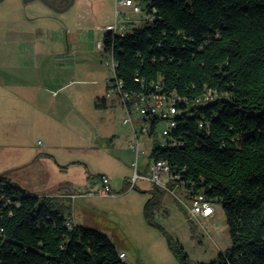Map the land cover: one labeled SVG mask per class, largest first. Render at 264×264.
I'll return each instance as SVG.
<instances>
[{"label":"trees","instance_id":"obj_1","mask_svg":"<svg viewBox=\"0 0 264 264\" xmlns=\"http://www.w3.org/2000/svg\"><path fill=\"white\" fill-rule=\"evenodd\" d=\"M138 1L149 17L104 31L102 48L133 100L174 101L166 143L156 140L161 117L143 119L149 158L165 161L187 196L222 207L231 245L203 264H264V0ZM151 192L144 214L154 225L165 191ZM71 200L0 175V264H129L106 234L66 219Z\"/></svg>","mask_w":264,"mask_h":264},{"label":"rangeland","instance_id":"obj_2","mask_svg":"<svg viewBox=\"0 0 264 264\" xmlns=\"http://www.w3.org/2000/svg\"><path fill=\"white\" fill-rule=\"evenodd\" d=\"M114 11V0H68L63 7L59 3L49 6L43 0H0V47L4 39L14 38L16 43L4 47L38 51L36 56L23 57L21 61L28 60V76L52 89L46 93L52 99V146L47 152L51 176L74 181L71 189L76 194L96 190L94 186H82L84 179L91 185L97 182L98 174L110 177L116 196L86 195L71 200L75 223L106 234L118 250L124 251L129 264H181L172 248L174 244L183 247L186 264L208 263L231 245L222 207L215 204V212L208 219L189 220L176 198L164 192L161 207L154 210L155 224L149 223L144 207L152 197V186L144 181L135 187L129 184L134 153L128 144L134 139L135 129L143 124L141 115L133 109V126L124 122L128 115L116 96H112L114 100L106 96V108L95 107L98 97L104 94V83L113 77L107 63L111 57L97 47V42L103 37L106 23L114 22ZM77 97L82 100L77 107L82 117L79 113L75 116L72 108L76 106L68 104ZM162 126L163 120L156 140L161 139ZM145 133L143 130L140 136L141 149L145 151L139 158L140 167L147 161L154 142V137ZM25 140L29 148H40L45 142L33 130ZM33 155L24 154L28 164L8 174L20 188L37 194L41 191L37 177L44 172ZM3 171L7 170L0 163V174ZM22 177L30 179L24 181Z\"/></svg>","mask_w":264,"mask_h":264},{"label":"crops","instance_id":"obj_3","mask_svg":"<svg viewBox=\"0 0 264 264\" xmlns=\"http://www.w3.org/2000/svg\"><path fill=\"white\" fill-rule=\"evenodd\" d=\"M30 1L32 0H29L27 2ZM43 1L49 6H55L59 3L60 7H63L68 3V0H57L56 2H52L51 0ZM135 2L139 4L138 0H135ZM114 4L116 11L115 0ZM119 10H122L128 17L127 20L123 23L125 24V28L127 30H130L143 23L141 16L133 13L131 8L119 6ZM115 11L113 20H115ZM111 23L113 22L109 21L106 23V25ZM15 40L16 39L14 38L7 40L4 39L5 43H3V46L0 47V163L1 166H3V170H7L3 171V173L0 175H4L12 182L16 183L9 177V171L22 170L26 166V164H28L27 162H25V158H27L28 156L23 157L24 154H31L32 152V154H34L32 158L39 162L44 172V174L40 173L37 177V180L40 181L38 186L41 188V191L37 193V195L68 196L69 194L77 192L74 191V189H71L72 185L75 184L74 181L58 179L57 177L55 179L48 171L50 167H47L49 162V157L47 156L49 154L47 152L51 150L52 146L50 145L51 143L49 140V136H51L52 134L51 131L53 126V116L51 113L52 99L49 97V95L47 96L46 93H49L52 89L50 87H47L48 85H46L45 83H42L41 81L28 76L26 72V69L29 68L27 67L28 65H26L28 60L21 61V58L23 57L30 58L31 56H36L38 51H18L15 49L4 47V45L9 44L10 42L16 43ZM34 66L35 64L32 65V67ZM65 85L59 87V89L66 87ZM103 91L104 94L102 98L98 97L99 101L97 104H95V107L97 108L107 107V99L110 98L106 97L107 83H104ZM110 99L114 100L112 97ZM68 104L72 106L75 105L76 107L74 109L72 108V111L75 112L74 115L78 116L79 113V116L82 117V114L79 112V108H77L79 107V105H82V100H79V98L77 97L76 99H72ZM57 120L58 122L61 121L60 118ZM32 130L35 132L38 131V133L45 138L46 143L41 142L43 144L42 147L29 148V145L27 144L25 139L29 135V132ZM48 141L49 143H47ZM130 141L131 140H129V142ZM42 154H45L46 156ZM101 174H104L109 178L110 184L109 175L105 173ZM28 178L29 177H27V179ZM22 179L24 181L27 180L25 179V177H22ZM87 181L86 179H84L82 181L83 183H81L83 184L82 186H85V188H91L94 186L93 189H97L99 187L98 179L96 183H93L91 185ZM71 217L73 221L76 222L74 220L73 209L71 212ZM124 260L126 261V254Z\"/></svg>","mask_w":264,"mask_h":264},{"label":"built area","instance_id":"obj_4","mask_svg":"<svg viewBox=\"0 0 264 264\" xmlns=\"http://www.w3.org/2000/svg\"><path fill=\"white\" fill-rule=\"evenodd\" d=\"M116 11L115 20L111 24L105 26H112L113 29L123 30V33L128 31L123 24L127 20V15L119 10V6L129 7L132 12L141 16L144 21L149 17L146 10L135 2V0H115ZM121 23V24H120ZM97 47L99 48V41L97 42ZM113 72V63L107 62ZM122 82L115 77L109 79L107 82L106 96L112 97L117 96L126 110L127 117L124 118V122L131 123L133 126V120L130 117L131 111L133 109L137 110L141 115L145 110H159L160 117L163 119V126L161 131V139L158 140L159 143H166L167 128H169L170 120H174L173 115L176 112L174 101L166 98L162 94H154L152 96H140L133 100V96L124 92L121 88ZM133 100V101H132ZM131 103V105H130ZM143 134V124L139 126V129L134 131V139L129 142V148L134 153V159L131 162L133 168V173L130 177L129 184L130 187H135L140 181H145L150 183L152 186L164 190L169 193L183 206L186 216L189 220L200 221L201 219L210 218L215 212V204L210 200L206 199L203 194H197L194 196H187L185 190L175 181L176 176H174L169 169L168 164L163 160H154L148 158V160L140 167L139 158L145 154V151L141 149V135ZM148 135V133H145ZM149 136V135H148ZM99 187L94 191L81 192L79 194L72 193L68 196L72 199L78 197L88 196H116V193L112 191L109 178L104 175L97 176ZM67 220H72L71 214L66 215ZM123 255H125L122 252Z\"/></svg>","mask_w":264,"mask_h":264},{"label":"bare ground","instance_id":"obj_5","mask_svg":"<svg viewBox=\"0 0 264 264\" xmlns=\"http://www.w3.org/2000/svg\"><path fill=\"white\" fill-rule=\"evenodd\" d=\"M104 28V27H103ZM107 30H109V31H111V32H118V33H123V30L122 31H118V30H116V29H113V27L112 26H105V28H104V31H107ZM99 47L100 48H102V40H100L99 41ZM111 63H113V73H114V61H113V59L111 58ZM146 115H149L148 117H145ZM154 116V115H156V116H158V117H160V112H159V110H145L143 113H142V120L144 119V118H149V117H151V116ZM163 120V119H162ZM146 122H148V121H144L143 120V124H145ZM174 125H175V122H174V120H170V124H169V128H167V134L169 133V131L171 130V128H173L174 127ZM148 126L149 125H143V130H145V132H147V130H148ZM162 131V130H161ZM124 256L125 255H123L122 254V252L120 253V257L121 258H124Z\"/></svg>","mask_w":264,"mask_h":264},{"label":"flooded vegetation","instance_id":"obj_6","mask_svg":"<svg viewBox=\"0 0 264 264\" xmlns=\"http://www.w3.org/2000/svg\"><path fill=\"white\" fill-rule=\"evenodd\" d=\"M52 2H56L57 0H51Z\"/></svg>","mask_w":264,"mask_h":264},{"label":"water","instance_id":"obj_7","mask_svg":"<svg viewBox=\"0 0 264 264\" xmlns=\"http://www.w3.org/2000/svg\"><path fill=\"white\" fill-rule=\"evenodd\" d=\"M24 1H26V2H27V1H29V0H24Z\"/></svg>","mask_w":264,"mask_h":264}]
</instances>
